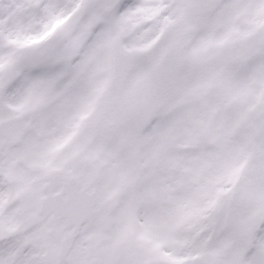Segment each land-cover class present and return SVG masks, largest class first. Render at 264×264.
Segmentation results:
<instances>
[{"label": "snow or ice", "instance_id": "obj_1", "mask_svg": "<svg viewBox=\"0 0 264 264\" xmlns=\"http://www.w3.org/2000/svg\"><path fill=\"white\" fill-rule=\"evenodd\" d=\"M0 264H264V0H0Z\"/></svg>", "mask_w": 264, "mask_h": 264}]
</instances>
